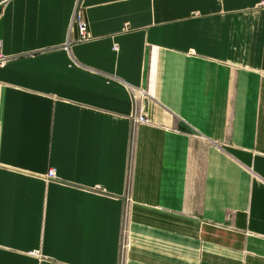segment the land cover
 I'll list each match as a JSON object with an SVG mask.
<instances>
[{
  "label": "crops",
  "instance_id": "crops-1",
  "mask_svg": "<svg viewBox=\"0 0 264 264\" xmlns=\"http://www.w3.org/2000/svg\"><path fill=\"white\" fill-rule=\"evenodd\" d=\"M0 41V264H264V0H0Z\"/></svg>",
  "mask_w": 264,
  "mask_h": 264
},
{
  "label": "built area",
  "instance_id": "built-area-1",
  "mask_svg": "<svg viewBox=\"0 0 264 264\" xmlns=\"http://www.w3.org/2000/svg\"><path fill=\"white\" fill-rule=\"evenodd\" d=\"M75 28L77 31V38L75 43H84L92 40L89 23L85 18L83 8L80 4H77L75 12L73 14L71 29ZM74 41H68L67 46H70ZM3 44L0 41V66L6 61L5 56L2 54ZM130 92L133 101V114H132V124L133 127L138 125L151 124V120L146 115L143 103L149 99V93L143 87H130ZM47 179L58 180L56 171L54 169L49 170L47 174ZM128 247L127 244V228L124 229V243L121 251V255L125 253Z\"/></svg>",
  "mask_w": 264,
  "mask_h": 264
}]
</instances>
